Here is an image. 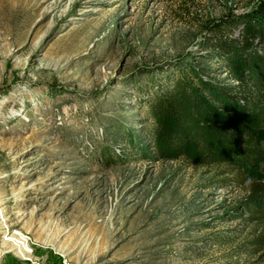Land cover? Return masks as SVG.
<instances>
[{
    "label": "rangeland",
    "instance_id": "374dc122",
    "mask_svg": "<svg viewBox=\"0 0 264 264\" xmlns=\"http://www.w3.org/2000/svg\"><path fill=\"white\" fill-rule=\"evenodd\" d=\"M261 6L0 0V264H264L247 192L159 159L148 114L179 78L233 84L218 25Z\"/></svg>",
    "mask_w": 264,
    "mask_h": 264
},
{
    "label": "trees",
    "instance_id": "16d2710c",
    "mask_svg": "<svg viewBox=\"0 0 264 264\" xmlns=\"http://www.w3.org/2000/svg\"><path fill=\"white\" fill-rule=\"evenodd\" d=\"M218 26L241 27L237 38L220 31L214 46L233 84L174 80L148 107L152 142L159 159L229 169L221 183L247 192L234 215L257 226L249 245L264 258V6ZM248 177L255 178L251 185Z\"/></svg>",
    "mask_w": 264,
    "mask_h": 264
},
{
    "label": "clouds",
    "instance_id": "9594fccd",
    "mask_svg": "<svg viewBox=\"0 0 264 264\" xmlns=\"http://www.w3.org/2000/svg\"><path fill=\"white\" fill-rule=\"evenodd\" d=\"M254 181H255L254 177H248L246 178L245 183L251 185L252 183H254Z\"/></svg>",
    "mask_w": 264,
    "mask_h": 264
},
{
    "label": "bare ground",
    "instance_id": "6f19581e",
    "mask_svg": "<svg viewBox=\"0 0 264 264\" xmlns=\"http://www.w3.org/2000/svg\"><path fill=\"white\" fill-rule=\"evenodd\" d=\"M54 182H58V183H60V185L62 184L61 182H62V179H56Z\"/></svg>",
    "mask_w": 264,
    "mask_h": 264
}]
</instances>
